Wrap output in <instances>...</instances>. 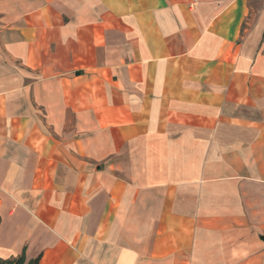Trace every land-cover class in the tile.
<instances>
[{
  "label": "crops",
  "instance_id": "1",
  "mask_svg": "<svg viewBox=\"0 0 264 264\" xmlns=\"http://www.w3.org/2000/svg\"><path fill=\"white\" fill-rule=\"evenodd\" d=\"M264 264V0H0V259Z\"/></svg>",
  "mask_w": 264,
  "mask_h": 264
},
{
  "label": "trees",
  "instance_id": "2",
  "mask_svg": "<svg viewBox=\"0 0 264 264\" xmlns=\"http://www.w3.org/2000/svg\"><path fill=\"white\" fill-rule=\"evenodd\" d=\"M25 257L23 254L16 258L0 259V264H24ZM27 264H38V259L30 260Z\"/></svg>",
  "mask_w": 264,
  "mask_h": 264
}]
</instances>
